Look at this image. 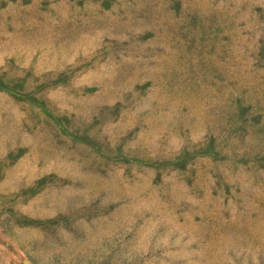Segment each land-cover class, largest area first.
I'll list each match as a JSON object with an SVG mask.
<instances>
[{
    "label": "rangeland",
    "instance_id": "rangeland-1",
    "mask_svg": "<svg viewBox=\"0 0 264 264\" xmlns=\"http://www.w3.org/2000/svg\"><path fill=\"white\" fill-rule=\"evenodd\" d=\"M264 264V0H0V264Z\"/></svg>",
    "mask_w": 264,
    "mask_h": 264
},
{
    "label": "water",
    "instance_id": "water-1",
    "mask_svg": "<svg viewBox=\"0 0 264 264\" xmlns=\"http://www.w3.org/2000/svg\"><path fill=\"white\" fill-rule=\"evenodd\" d=\"M25 264H31L29 261H25Z\"/></svg>",
    "mask_w": 264,
    "mask_h": 264
}]
</instances>
